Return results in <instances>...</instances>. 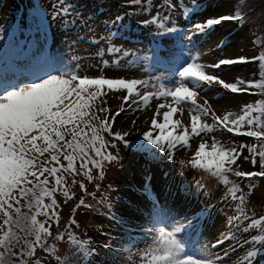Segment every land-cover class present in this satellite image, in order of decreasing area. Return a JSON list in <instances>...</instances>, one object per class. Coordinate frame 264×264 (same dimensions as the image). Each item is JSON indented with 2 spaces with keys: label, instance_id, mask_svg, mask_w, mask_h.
<instances>
[{
  "label": "snow or ice",
  "instance_id": "6c2138e0",
  "mask_svg": "<svg viewBox=\"0 0 264 264\" xmlns=\"http://www.w3.org/2000/svg\"><path fill=\"white\" fill-rule=\"evenodd\" d=\"M249 7L247 0H229L227 10L218 0H48L47 7L37 0L22 22L0 27V264H264V211L249 207L255 180H264V38L255 41L258 56L224 55L231 41L218 28H243ZM213 42L216 57L207 62ZM256 61L259 79L224 78L231 66ZM109 91L123 92L115 112L104 106ZM209 91L261 98L218 112ZM152 101L145 131L113 127L125 105ZM185 112L190 124L174 118ZM218 130L257 143H224ZM194 138L176 173L168 162ZM125 159L139 163L127 184L101 191L107 166L123 171ZM241 160L258 170H242ZM189 167L223 186L216 201L203 176L184 178ZM233 176L248 181L247 191ZM58 194L69 208L63 226ZM101 208L117 227L98 228L95 239L86 229ZM214 213L228 229L208 240L209 225L221 219Z\"/></svg>",
  "mask_w": 264,
  "mask_h": 264
},
{
  "label": "rangeland",
  "instance_id": "374dc122",
  "mask_svg": "<svg viewBox=\"0 0 264 264\" xmlns=\"http://www.w3.org/2000/svg\"><path fill=\"white\" fill-rule=\"evenodd\" d=\"M34 2H37V0H0V27L10 29L13 24L15 23L16 19V14L17 12L26 7V14L24 15V18H27L28 14V9L33 5ZM39 3L43 4L45 7L48 6V0H38ZM218 2L223 3L226 5V8L224 10H227V5L229 0H218ZM247 3L249 4V8L246 9L249 11V14L251 16V20L249 23H247L243 28L238 27L232 22H225L224 25L218 26L219 30L227 33L228 30L235 28L237 29V37H234L231 40V43L228 45L227 50L224 55H230V56H237V55H244L248 57L252 56H258L261 49V46L259 43H256L258 37L259 38H264V0H247ZM82 48L84 47H91L90 45H81ZM212 51L208 52L206 51L204 59L207 62H211L212 60L215 59L216 57V49H215V42H213L212 45ZM83 63L86 64H95L97 63L96 61H84ZM232 71L231 72H226L224 73V78L232 81L233 78H242L246 80H252L251 75L254 73H257V76H255L254 79H257L259 77V62L256 61L255 63H248V64H243V65H234L231 66ZM85 71L89 72L90 74H95L98 69L97 67H90V68H85ZM105 74L111 76L114 73L113 69H105ZM132 73H129L131 75ZM259 79V78H258ZM123 95V92L119 94H114L113 92H107L106 96V101L107 103L104 105L105 107L109 108L112 112H115L117 109V106L121 103V100L119 99V96ZM223 96V92L221 91L220 93H217L215 91H209L207 93L208 98L211 100L213 107L219 110L221 108H224L225 110H232L239 112L242 104L244 102H254L257 99H260L258 95H253V99L250 98L248 99L247 94H239V95H233L230 99H224V98H217V96ZM251 95V94H250ZM252 96V95H251ZM255 96V99H254ZM155 104L156 101H152L147 108H144L142 105L137 107V105H132L130 108L128 105H125V112L121 113L120 116L116 118V121L113 123V127L115 129H132L134 135L138 134L140 132H143L147 129V125L145 121L148 120V118L151 116L152 112L155 109ZM174 118H181L182 121L185 124H190V117L187 112L180 117L179 113L177 114V117ZM136 120L137 123L135 127L132 126L131 121ZM216 138L224 143H228L229 140H225V136L221 133V131H217L214 133ZM211 143V141H208ZM198 139L194 138L191 141L192 144V149L191 150H186L182 148H177L176 152V163L173 162H168V167L173 169L176 173H179L181 171L179 161L182 159H189L192 155V151L195 149L197 146ZM247 150V149H245ZM243 155L247 156L248 151H245ZM123 152V149H122ZM125 156L127 153H124ZM258 159V158H257ZM125 163V170L119 171L117 168L113 166H107V171H106V177L105 179L100 182L102 184L101 191H104L107 188V185L111 183L114 188H120L121 186H124L127 184L129 181L130 173L132 170L136 167L139 166L138 162H129L127 159L124 161ZM241 169L245 171H255L253 169V166L247 162L241 160L240 162ZM250 167H249V166ZM258 168V166H257ZM183 176L185 179H187L190 183H194L195 179L200 178L203 176V173L200 172L199 170H193L190 167L186 168L183 172ZM79 179V177H78ZM179 179V177H177ZM230 179L236 180L238 184H240L241 188H243L245 191H247V184L248 181L246 179L241 180L236 177H230ZM208 182H207V181ZM125 183V184H124ZM204 183H206L211 189H212V199L213 201H216L220 193L224 191V188L222 185H218L217 181L214 178L204 177ZM256 188L253 191V194L249 197V200L251 201L249 207L255 206V211L257 213V216L264 211V180L256 179ZM89 191L94 190V185L89 184L88 185ZM77 193V197L81 195L80 191L78 188L74 189ZM111 195L115 198L117 195L116 192H112ZM99 198V197H98ZM58 201L61 202L62 205V225L64 221L68 218L69 214V208L68 206H63V197L60 196L59 194L57 195ZM117 204V211L119 210V203L117 201H113ZM74 203V202H73ZM94 203V202H93ZM218 207H224V205H218ZM82 211V210H81ZM105 211V209L101 208L100 211H94L92 214V219H90L91 223H89L86 231L87 235H97L99 238H93L95 239H100L99 232L97 231L98 228H105L107 229L108 227H113L116 229L117 226L114 224H111V222L105 218V216L102 214ZM227 215H232V211L229 209L225 210ZM214 215L220 216L221 219L220 221L215 225V227H212L209 225L208 231L212 233V235L207 236L208 240H214L216 236H219L221 232H226L228 229V223L227 220L225 219V216L223 213H214ZM97 217L100 219H103V223L97 220ZM41 219H43L41 217ZM95 219L98 221L96 222ZM77 220L81 223V228L83 229L85 227V218L80 215V213H77ZM53 231L55 233V226H53ZM93 234V235H92ZM115 235V232L113 233ZM255 234V233H252ZM228 244L226 243V247ZM235 258V257H234ZM258 260V258H257ZM119 264V261H118Z\"/></svg>",
  "mask_w": 264,
  "mask_h": 264
},
{
  "label": "trees",
  "instance_id": "16d2710c",
  "mask_svg": "<svg viewBox=\"0 0 264 264\" xmlns=\"http://www.w3.org/2000/svg\"><path fill=\"white\" fill-rule=\"evenodd\" d=\"M228 35L230 36L229 37V40L231 41V39H233L234 37H237L236 35H237V29H236V27L235 28H232V29H230V30H228ZM253 63H255V62H253ZM252 64V63H251ZM250 76H251V78L252 79H254L255 78V76H257V73H254L253 75H251V73H250ZM259 77H257V79H258ZM248 96H250V97H247L248 99H250V98H252L253 99V95L251 96L250 94H247ZM254 99H255V96H254ZM221 133L225 136V139H224V141L225 140H229V141H235V143H237V144H241V143H243V144H248V145H253V144H256L257 143V141L255 140V138H249V137H241V136H235L234 134H231V133H227L226 131H224V132H222L221 131ZM245 151H247V150H245ZM135 163V162H134ZM249 166V165H248ZM250 167V166H249ZM253 169L254 170H258V168L257 167H253ZM125 184V183H124ZM115 200V199H114ZM115 203V202H114ZM97 220L98 221H100V222H102L103 223V219L102 218H98L97 217ZM96 219H95V221L96 222H98ZM93 235V234H92ZM88 236H91V235H88ZM95 238H99V236H97V235H93ZM93 236H91V237H93Z\"/></svg>",
  "mask_w": 264,
  "mask_h": 264
},
{
  "label": "bare ground",
  "instance_id": "6f19581e",
  "mask_svg": "<svg viewBox=\"0 0 264 264\" xmlns=\"http://www.w3.org/2000/svg\"><path fill=\"white\" fill-rule=\"evenodd\" d=\"M203 177L207 178L208 176L206 174L203 173ZM207 181V180H206ZM208 182V181H207ZM92 219V215L90 217Z\"/></svg>",
  "mask_w": 264,
  "mask_h": 264
}]
</instances>
